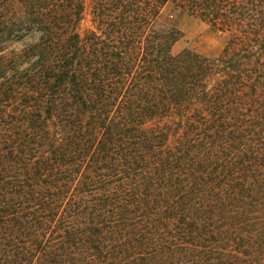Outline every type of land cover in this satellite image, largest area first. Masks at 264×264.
<instances>
[{
    "label": "trees",
    "instance_id": "trees-1",
    "mask_svg": "<svg viewBox=\"0 0 264 264\" xmlns=\"http://www.w3.org/2000/svg\"><path fill=\"white\" fill-rule=\"evenodd\" d=\"M0 264H264V0H0Z\"/></svg>",
    "mask_w": 264,
    "mask_h": 264
},
{
    "label": "rangeland",
    "instance_id": "rangeland-1",
    "mask_svg": "<svg viewBox=\"0 0 264 264\" xmlns=\"http://www.w3.org/2000/svg\"><path fill=\"white\" fill-rule=\"evenodd\" d=\"M161 18L179 30L180 35L172 46L174 51L187 48L202 55L213 56L223 46L224 37L221 33L170 3L162 7Z\"/></svg>",
    "mask_w": 264,
    "mask_h": 264
}]
</instances>
